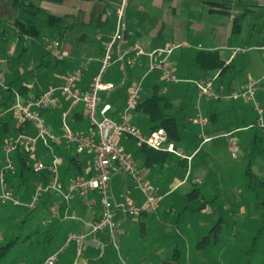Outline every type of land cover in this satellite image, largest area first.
Masks as SVG:
<instances>
[{"label": "rangeland", "instance_id": "rangeland-1", "mask_svg": "<svg viewBox=\"0 0 264 264\" xmlns=\"http://www.w3.org/2000/svg\"><path fill=\"white\" fill-rule=\"evenodd\" d=\"M247 13L240 22L242 27L239 35L240 41L236 43L239 49L244 52L238 53L232 68L240 69L243 59L257 57V67L252 69L249 67V76H252L257 83L254 100H238L246 103L249 107L246 113H239L241 117L248 119L249 122L257 119L259 123L264 121V12L260 13L259 8H254L253 11ZM234 14L236 15L238 12ZM218 22L220 25L227 24V20L224 18H218ZM4 28L9 29L8 26L0 23V31ZM13 38L3 39L0 35V62L13 72L21 68L23 70L31 69L37 64L36 60L12 61L17 55V42ZM55 40V38L45 35L35 42L45 47ZM70 41H74L73 36ZM30 44V40L26 39L24 45L30 47ZM10 51L15 52L12 58L7 56ZM52 57L51 55V66L54 58ZM231 70L223 78L224 80L217 77L214 86L219 87L221 80L226 82V77ZM242 72L239 70L234 75L239 74L237 78L242 80L248 74L247 70L243 74ZM41 74L42 76L39 78ZM50 74V69L40 70L38 76L34 77L35 80L33 78L29 80L31 83L35 82L32 89L44 91L54 85V78ZM143 89H145L143 96H148L150 94L148 81ZM201 101H204V98H201L200 103ZM179 105L178 102L174 103L177 108ZM200 112L204 113L201 108ZM196 113L195 109L191 116ZM136 119H139L138 123H135L133 119L131 123L141 133L151 125L143 116H138ZM186 123L187 126L190 124L188 121ZM187 129L192 132L190 127ZM89 130L88 127L87 131ZM193 131L198 135L200 143L202 141L201 129L193 126ZM7 140L4 137L0 141L1 162L3 147ZM120 144L135 161L140 173L141 163L133 157L137 150L135 140L122 136ZM202 146L204 147L203 153L193 160L188 175V166L187 170L179 168L175 172L176 175L178 174V178L183 179L181 180L183 184L177 186L179 184L177 182L174 187H168L166 191L170 189V193L159 203L157 210L142 214L139 222L127 228L124 236L122 234V237L117 238V246L108 242L103 251L102 247L96 248L98 250H93L92 257H90L86 252L92 246L89 244L90 237L85 241V245H87L82 246L81 255L77 254L79 247L75 243L66 245V240H61L58 244L54 243L48 249L38 252L30 247V243H24L25 245L20 243L9 259L3 261V264H12L13 260L15 264H43L46 258L54 253H58L55 264H74L76 259L79 260L83 257L87 258L88 264H264V183H261V180L264 181V153L253 158L251 171L257 176L255 177L244 174L248 163V152L239 144V152L235 157H232L227 150L226 140H221L222 148L219 154L217 152L216 160L206 163V167L202 168L201 165L197 169L193 168L202 161L207 149L206 144ZM72 149L75 150V148ZM73 153L75 152L73 151ZM79 157L86 158L85 153H79ZM176 159L178 160V158ZM170 167L171 170L167 174H175L174 172L172 174L175 165ZM207 175L209 177L206 179ZM218 175H226V181L218 180ZM123 177L125 180L128 179L126 176ZM146 181L154 187L148 180ZM16 183L9 186V183L6 182V186L20 200L21 196L29 198L34 185L29 190L26 185L18 187ZM195 188L200 190L201 198L190 201L187 194ZM140 197L143 198L141 193ZM120 200L117 199V202H125L123 197ZM203 203L205 206L209 205L208 209L205 206V209H200ZM8 208H10L9 205L1 208L3 215ZM29 212L22 213L16 222ZM46 216L49 215L45 211L36 210L31 217L30 226H27L26 229L32 228L40 222L42 217ZM13 225L14 222L10 219L5 220L4 217L3 235L7 232L8 226ZM1 234L0 232V239L2 238ZM100 256L102 257L99 258Z\"/></svg>", "mask_w": 264, "mask_h": 264}, {"label": "built area", "instance_id": "built-area-1", "mask_svg": "<svg viewBox=\"0 0 264 264\" xmlns=\"http://www.w3.org/2000/svg\"><path fill=\"white\" fill-rule=\"evenodd\" d=\"M226 1L236 4L248 0ZM250 1L255 2L259 6H264V0ZM124 10L125 2L123 1L116 10L115 29L104 43V53L100 59L101 66L98 73L93 76L91 87L88 91L81 92L78 89V85L88 71L90 63L94 61L90 57L83 58L76 69L63 77L59 87L52 86L37 98L29 95L24 99L16 89H11L13 103L7 110H3L1 106L3 102L2 93L9 91V87L6 85L3 73L0 72V118L6 112H11L17 124L21 125L25 130L18 133L14 138L8 139L4 144L2 167L0 169V205H12L33 209L41 201L43 196L47 194L53 195L56 201L50 208L52 217L63 221H76L84 227L83 231L70 232L66 237V245L75 243L79 247L78 255H81L82 246L85 245V241L91 236L105 235L109 243L117 246V238L123 234V231L116 219V211H120L121 215L125 218L131 217L137 219L142 212H155L164 197L156 188L150 186L143 179L136 163L120 144L122 136L133 138L137 145H144L155 151H166L186 159L188 166L187 175L194 154L202 145L212 140L211 137L204 135V129L208 124V120L200 112H197L190 118L191 124L201 129L200 136L202 139L195 153L190 156L177 151L174 144L168 141L167 133L162 128L153 130L148 134L137 131L131 123V116L132 111L141 98L143 91L142 80L134 81L128 88L124 107L119 113L117 120L109 115L111 110L110 104L105 103L100 106L102 104L100 93L114 89V85L112 83H104L102 77L107 69L115 62H120L123 66H133L140 57L146 56L149 59V72L159 71L162 79L166 82L178 81L174 78L173 71L168 65V58L173 51L181 48L183 44H172L166 48L149 53L145 52L141 46L135 45L130 52H118L117 57L114 58L115 44L123 41L125 33ZM44 49L57 59L63 58L58 41L46 45ZM240 52H244V50L235 49L233 55ZM12 54L13 51L10 52V55ZM216 78L217 75L211 79L190 81L194 85L200 99L204 98L205 100H209L211 98L222 97L220 89L214 86ZM256 88V81L250 80L240 90L233 91L226 98L253 101ZM57 92H60L61 96L70 105L61 114L60 133H56L46 123L42 115L43 111L52 110L58 106V100L56 98ZM78 103L83 104L84 114L90 126L93 128L89 133L75 132L69 124L71 109ZM260 122L263 123V121ZM27 125L31 128V132H28ZM223 137L226 138L227 150L232 157H235L239 152L236 139L231 137L230 133L223 135ZM39 146L44 147L48 151L50 161L49 163H45L43 159L36 160L32 166V171L34 173H40L46 170L49 172L50 178L46 184H36L30 200L23 202L15 196L10 188H7L6 175L16 174V167L13 161V155L16 151L33 152ZM57 146H64L66 149L75 148L77 153H88L92 155L94 173L89 177L74 179L65 187L60 180L61 160L55 154V148ZM118 174H124L129 177L133 181L136 189L142 194L143 203L140 206L129 201L124 203L115 202L111 194L110 184L112 179ZM92 192L99 196L100 216L94 220H84L71 213V203L76 195L84 198L87 205H89L90 200H88V195ZM57 259L58 253L51 254L43 264H55Z\"/></svg>", "mask_w": 264, "mask_h": 264}, {"label": "crops", "instance_id": "crops-1", "mask_svg": "<svg viewBox=\"0 0 264 264\" xmlns=\"http://www.w3.org/2000/svg\"><path fill=\"white\" fill-rule=\"evenodd\" d=\"M123 1L125 2V33L123 41L115 44L113 54L114 58L117 57L118 52H130L135 45L141 46L145 52L149 53L158 49L166 48L172 44H183L181 48L173 51L168 58V65L173 71L174 78L178 81L166 82L162 79L159 71L149 72V59L146 56L140 57L137 62L130 67L123 66L120 62L113 63L103 75L102 81L104 83H112L113 85L115 81H118L120 85H131L134 81L142 80V87L144 86V88L146 82L148 81L150 92L153 86H159L161 93L166 95L173 102V104L178 102L180 104L179 106L183 105L187 107V112L190 113L187 118L189 123H191L190 118L193 117V115L191 116L192 112L195 109L197 112H200L201 108L204 113H200L208 120V124L204 129V135L212 138L211 135L205 134V130L211 132L213 129L211 120L205 113L207 100L204 99V101H201L200 103L201 99L198 97V93L194 88V85L187 81L211 79L215 76V74L207 75L202 73L193 64L192 59L198 50H219L222 59L225 60L227 64L231 60L235 61L237 59L238 55H233V51L235 49H239L236 43L240 41L239 35L241 34L240 31L242 27L240 26V29L237 30L236 22L237 16L243 12V6H234L231 9H227V7L218 4L202 3L201 0H120V3L114 7L115 25L116 10ZM29 3H31L34 7L56 16H79V24L65 29L66 38L59 43L60 52L63 54V58H69L72 61L74 68L79 66L83 58L90 57L94 59V61L90 63L88 71L85 73L82 81L78 85V89L81 92H85V84L91 83L93 76H95L100 69V59L104 53V43L111 35L99 32L96 33L92 30V28L99 21L102 8L101 0H24L22 4L27 5ZM246 3H250L251 5L256 4L250 0L246 1ZM22 4L20 8H17L10 0H0V23H3L10 29L4 28L1 31L2 33L0 35L4 39L7 37H14L13 39L16 41L15 30L12 27V23L17 19L19 11L22 10ZM235 12H238V14L235 15ZM218 18H224L227 20V24H218ZM83 23L88 24L90 27H81ZM41 28H43V30H41ZM40 34L43 37L46 35L56 39V35L52 33V30L44 25L40 27ZM72 36L74 41L71 42L70 39ZM55 41L58 40L56 39ZM256 62L257 57H250L241 61L240 69L237 67L232 68L231 72L226 77V82H230L233 89L232 91L237 89L239 90L246 82L253 80L252 76H249V67L251 69L257 67ZM239 70L241 72L247 70L248 73L247 76L245 75L242 78V80L237 78L239 74L234 75V73H237ZM20 71L22 72L23 69L21 68ZM0 72L3 73L5 78H11L15 74V71H10L9 68H7V66H5L2 62H0ZM50 75L54 78L53 81H55L53 86L59 87L62 83L61 80L59 81L62 74L58 75L53 72ZM37 76L38 72L35 77ZM41 76L42 74L39 75V78ZM110 79H114L115 81ZM33 80H35V78H33ZM34 83L35 82H27L32 95H34L35 92L32 89ZM216 88L220 89L222 93L223 90L221 85ZM144 90L145 89H143V91ZM143 91L141 93L142 96ZM102 93L104 92L100 93V98L103 101ZM221 95V98H226L223 96V93ZM56 98L58 100V106L60 105L59 108H61V102H63V99L60 92L56 93ZM69 106L70 105H67L65 110H67ZM112 110L113 108L111 107L109 112L110 114L113 112ZM119 112L113 117L118 119ZM50 115L52 117L51 113H49V116ZM135 116L136 114H132V117ZM44 119L56 133L61 132L60 126L57 128L51 121L47 120V115L44 116ZM69 124L71 129L75 132L89 133L92 130L88 119L84 114L83 104L78 103L73 106L69 114ZM188 126L191 130H193V126L195 125L189 124ZM88 127L90 129L89 131H87ZM224 139L226 140L225 137ZM205 144L207 149L204 153L202 161L193 167L195 169L201 165L202 168L206 167V163L216 160V154L217 152L219 154V151L222 148L220 144L216 145L212 140ZM175 149L184 155L190 156L188 149L185 148V145H180L177 148L175 147ZM195 151L191 155H193ZM174 156L175 158L173 157L171 165L177 164L178 160L176 158L180 159L177 155ZM85 157L86 158L79 157V160L82 165L86 166L85 172L90 173L93 169L92 155L85 153ZM167 173V171L159 168L148 169L142 167L140 170L142 177L148 180L159 191V193L164 196L163 199L170 193V189L166 191L168 187H174L177 182L179 183L177 186H179L181 184V180H183L178 178V174L176 175V173H172L173 175H169ZM123 176L126 175L118 174L112 179L110 184L112 197L115 202H117V199L121 201L120 199L123 197L125 202L129 201L137 206H140L143 203V198L140 197V193L136 189L133 181L129 177L125 180ZM208 177L209 175L206 176V179ZM218 180L226 181V175H218ZM98 197V194L94 192L90 193L88 195L90 203L88 202L89 205H87L84 198L76 195L71 203V213L84 220L97 219L100 216V201L98 200ZM208 207L209 205L206 204L205 208L208 209ZM140 217L141 215L137 219L131 217L125 218L121 215L120 211H116V218L119 222L121 230L123 231L122 236L126 234L125 230L127 228H130L134 223L139 222ZM83 230L84 227L80 223L77 231L81 232ZM107 243L108 239L105 235L91 236L89 238V244L92 246L86 252L90 257H92L91 254L93 250H98L96 248L102 247L103 251ZM88 263L89 261L87 258L83 257L79 260L76 259L74 264Z\"/></svg>", "mask_w": 264, "mask_h": 264}, {"label": "trees", "instance_id": "trees-1", "mask_svg": "<svg viewBox=\"0 0 264 264\" xmlns=\"http://www.w3.org/2000/svg\"><path fill=\"white\" fill-rule=\"evenodd\" d=\"M10 1L14 6L20 8L24 0ZM101 2L102 8L99 21L92 28V30L96 33L99 32L110 35L113 33L112 31L114 30L115 25L114 7L120 3V0H101ZM201 2L206 4H218L227 7V9H231L234 6H243L242 14L237 16V30L240 29V21L248 14V11H253L254 8H259L260 13L264 12V6H259L257 4L251 5L246 2L236 4H232L226 0H201ZM22 7L23 8L19 11L17 19L12 23V27L15 30V40L17 42V55L14 59H12V61L20 62L22 60L29 59V61L36 60L37 64L30 70L24 69L22 72L20 70H16L13 77L5 78L9 91H4L2 93L3 102L1 106L3 110H7L13 103V94L10 92L11 89H16L24 99H26L29 95H32L27 82L34 78L36 73L40 70L50 69L51 73L54 72L58 75L62 74V77L59 78V81H62L63 77L67 76L74 69H76L73 67V63L69 58L57 59L52 57L53 65L51 66V55L45 51L42 44L35 41L41 37L40 26L43 25L52 30V33L56 35L58 42L63 41L66 38V32L64 30L79 24V16H56L34 7L31 3L27 5L22 4ZM81 27L89 28L90 26L83 23ZM1 33L2 32L0 31V34ZM26 39L30 40V47L24 45ZM14 53L15 52L13 51L12 55L7 56L12 58ZM235 55H238V53ZM192 62L202 73L207 75L215 74L218 79L225 78L226 74L232 69V65L234 63V61L231 60L227 64L226 61L222 59L219 50H198L194 54ZM110 80L115 81L114 79ZM223 80H221V84L219 85H221L223 90V96L226 97L233 92V89L230 82H224ZM52 86L53 85L50 87ZM130 86L131 85L127 84L120 85L118 81H115L114 89L102 93L103 101L100 106L105 103L110 104L113 108V112L111 114L109 113V115L112 118H114L113 116H115L119 111H122L127 98V91ZM90 87L91 83H87L84 86L86 91H88ZM160 90L159 86H153L148 96L144 97L141 95L139 103L132 111V114H136V116H131V121L133 119L135 123H138L139 119H136L138 116L147 118L151 125L146 131H143V134H148L153 130L162 128L167 133L168 141L173 143L174 147L177 148L180 145H185V148L188 149L189 155H191L195 150H197L200 143L198 141V135L195 134L193 130L191 132L187 129L189 126H187L186 122L190 113L187 112L186 106L181 105L178 108L175 107L173 102L166 95L162 94ZM44 91L36 90L33 96L37 98ZM62 99L63 102H61V108H59V105L52 110H45L42 112L43 117L47 115V120L51 121L57 128L61 123L60 116L62 112L66 109L67 105H69L68 101H66L63 97ZM205 110V113L209 116L211 124L213 125L212 131L208 132L205 130V134L212 136L214 144L221 145V140H225L223 135L230 133V135L236 139L237 144L243 146V149L248 152V163L244 174L257 177L251 171V166L253 158L258 154L264 153V121L263 123H258L257 119H255L253 122H249L248 119L241 117L240 114L246 113L249 110V107L246 103L238 99L234 100L221 97L211 98L206 101ZM49 113L52 114V117L51 115L49 116ZM28 126L29 125L26 126L28 132H31V128ZM23 131H25L24 128L17 124V121L11 112H6L3 117L0 118V141H2L4 137L12 139L18 133ZM136 148L137 150L135 151L133 157L136 160H140L143 168H159L167 172L171 170V161L173 157H175L172 153H168L166 151H155L144 145H136ZM203 150L204 147L202 146L192 157V162L197 156L202 155ZM73 151L75 153H73ZM55 154H57L62 161L60 165V180L65 187L74 179L89 177L94 173L93 169L90 173L85 172L86 166L80 163L78 158L79 153H77L74 149H66L64 146H57L55 148ZM40 158H42L45 163H49L50 161L48 151L41 146L37 147V149L33 152L16 151L13 155L16 174L6 175V182L9 183V186H12L13 183L17 182L16 184L18 187L26 185V188H29L30 190L32 185L35 186L39 183L46 184L50 178L48 171L45 170L40 173H34L32 171L33 164ZM1 167L2 162L0 161V169ZM179 168L187 170L186 159L178 158L177 164L175 165L172 173H175ZM261 183H264V181L261 180ZM34 186L29 198H25L24 196L20 197L23 202H28L30 200ZM187 198L190 201L201 198L200 190L196 188L192 189V191L187 194ZM55 201L56 198L53 195L47 194L43 196L41 201L38 202L36 207L33 209L29 210L26 207L9 205L10 208L6 209L4 215L1 208L7 205H0V232L2 233V238L0 239V264H3V261L9 259L20 243H30V247H33V250L38 252L48 249L54 243L58 244L61 240H66V237L70 232H78L77 229L80 223L78 224V222L63 221L52 217L49 208L53 206ZM201 206L200 209L204 208V203ZM36 210H43L49 216L42 217L38 224L34 225L30 229H26L27 226H30V222L32 220L31 217H33V213H35ZM26 211L30 212L26 213L22 219L16 222V219L21 217V214ZM142 214H144V212H142L141 215ZM4 217L5 220L10 219V221L14 222V225L10 227L8 226L7 232L3 235L2 225ZM19 250L20 248L18 251ZM101 257L102 256L99 258ZM11 263L15 264L14 260Z\"/></svg>", "mask_w": 264, "mask_h": 264}]
</instances>
